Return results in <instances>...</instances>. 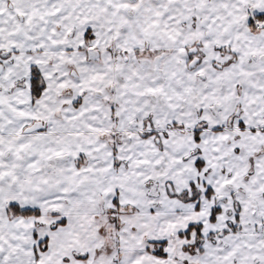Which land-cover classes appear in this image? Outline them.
<instances>
[{"label": "snow or ice", "instance_id": "snow-or-ice-1", "mask_svg": "<svg viewBox=\"0 0 264 264\" xmlns=\"http://www.w3.org/2000/svg\"><path fill=\"white\" fill-rule=\"evenodd\" d=\"M0 264H264V0H0Z\"/></svg>", "mask_w": 264, "mask_h": 264}]
</instances>
